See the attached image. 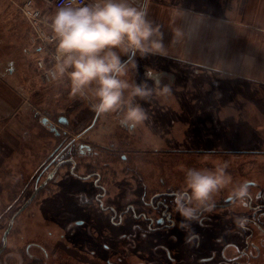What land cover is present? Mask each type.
Masks as SVG:
<instances>
[{
	"label": "rangeland",
	"instance_id": "obj_1",
	"mask_svg": "<svg viewBox=\"0 0 264 264\" xmlns=\"http://www.w3.org/2000/svg\"><path fill=\"white\" fill-rule=\"evenodd\" d=\"M0 11L3 12L0 13V85L14 92L9 95L14 100L13 105L9 102L6 105L0 97V112L4 114L3 120L0 121L1 244V236L10 215L32 193L41 161L57 144L55 135L58 133L61 137L75 136L78 133L76 125L79 124L78 130L88 126L96 114L91 110L88 99L73 97L70 94L66 80L63 84L41 82L31 59L24 52L27 46V32L21 16L7 3L2 4ZM136 60L138 68L130 73L132 80L137 83L145 81V73L152 70L161 74L162 82L169 84L172 91L166 98L156 97L147 103L138 101L145 108L148 119L137 127V133H133L137 139L131 142V145L134 148H152L155 147L154 143L161 148L207 149L216 152L204 153L206 155L200 157L179 155L180 159L174 160L160 155L159 158H137L134 154L130 155L125 163L129 171L126 172L124 180L121 177L112 186L111 196L115 205L119 204L124 194L127 193L126 201L137 194L141 188L139 178L140 182L149 184L150 180L145 178L152 172L164 177L169 169L172 170L175 175L181 176L179 186L183 188L184 170L187 168H214L222 160L227 161L230 167L231 164L235 165L234 163L244 160L243 157L236 158L227 154L224 152L226 149L247 150L254 140L252 149L264 150V141H261L264 140L262 95L258 96L260 100L256 101L254 111L248 113L246 101L249 98L235 95L234 92L228 93L226 88L229 86L212 90L211 87L207 90V97L200 95L199 86L212 85L213 80L209 75L207 78L199 77L190 73L193 72L192 68L172 65L153 57L137 56ZM9 69H12L11 74L8 73ZM147 83L151 85L153 81L148 80ZM188 83H191L190 90ZM0 89L3 88L0 86ZM219 90H223L222 95L215 94ZM206 102L219 106L229 103L231 106L223 112L209 110L206 114L198 109L200 104ZM188 104L193 107L187 106ZM188 108L191 112L186 111ZM59 117L67 118L68 128L58 121ZM172 118L173 124L169 121ZM183 118L188 121L183 123ZM113 119L118 120L116 114L98 116L97 120L102 122H98L91 129L88 133L90 138L100 145H107L109 136L115 135L120 124L110 123L106 124L109 127H105L104 121ZM186 122H190L192 127L186 126ZM139 136L142 137L141 143ZM246 140L249 141L248 144ZM257 141L260 143L256 144ZM115 167L119 170L120 165ZM156 167L157 171H152ZM234 173L235 171L229 173L233 183ZM83 182L85 181H72L68 191L75 192L85 188ZM228 191L229 189H225L219 194L225 196ZM82 192L77 191L81 194ZM42 194L36 192L21 214L15 218L6 237L5 249L0 254V263H8V258L12 259V263H26L29 259L23 249L31 245V255L43 264H166L169 256L178 262L177 264H221L223 243H220L218 234L212 230L196 231L197 237L180 247L182 239L188 233L179 229V219H176L177 226L168 232L156 231L143 236L138 227L140 223L133 218L124 215L114 222L107 220L100 213L95 214L96 205H92L93 210L91 207L86 210L85 223L75 226L73 221L60 216L58 209L54 211L57 208L55 205L44 206ZM87 194L88 192L83 195ZM219 194L215 197L216 201ZM70 212L76 213L74 206ZM215 215L211 214L212 217ZM213 226L219 225L214 221L211 224V227ZM76 228L79 229L75 230ZM232 228L231 224V228L226 229L230 231ZM172 236L176 237L175 240H172ZM42 248H45L47 255H44ZM176 248L180 249L175 250Z\"/></svg>",
	"mask_w": 264,
	"mask_h": 264
},
{
	"label": "flooded vegetation",
	"instance_id": "obj_2",
	"mask_svg": "<svg viewBox=\"0 0 264 264\" xmlns=\"http://www.w3.org/2000/svg\"><path fill=\"white\" fill-rule=\"evenodd\" d=\"M97 118L98 115L96 114L90 124L80 130H78L79 124H77L76 132L78 133L75 136L61 137L58 133H55L54 139L55 141L57 140V144L41 161L40 171L38 177L34 180L35 184L32 193L37 189V192H42V204L47 207L51 204L55 205V208H57L54 211L56 212L58 209V211H60V216L65 220L73 221L75 226L84 224V214H87L86 210L88 207H91V210H93L94 206L92 205H96L95 214L99 215L100 213L107 220L111 219L114 222L117 221V219L123 218L124 215L133 218L140 223V225L138 223V227L143 236H147L149 233H154L156 231L168 232L175 228L173 225L176 224V219H179V221L181 219L175 212L174 204L176 192L182 189L179 186L181 183L180 175H175L173 171L169 169L164 177L158 176L157 173H150V176L145 178L146 180H150L149 184L144 180L143 183L140 182L139 178L138 180L141 188L137 194L129 199V201H126L127 193L124 194L120 198L118 205H115L113 197L111 196L112 186L119 178L122 177V180H124L126 172L129 171L125 167V163L132 154L137 156V158L138 156L144 158L156 156V158H159L160 155V157L166 156L167 159L174 160L175 158L180 159V157H178L179 155L183 157L189 155L200 157L209 153L214 154L216 151L187 148L168 149L161 148L154 143L153 145L155 147L152 148H134L131 142L134 140L136 141L137 138L133 133H137L139 129L137 127L135 129H129L121 125H118V129L115 131L114 136H109L110 140L107 145H100L94 139L90 138L91 135H88L95 124H98V122L100 124L102 122L98 121ZM58 121L64 125L63 127H69L66 117H59ZM169 121L171 124L174 123L173 118L169 119ZM184 121H188V119L183 118V123ZM44 122L45 120H43V123ZM110 123L119 124L116 119L106 120L104 121L105 127H109L106 126V124L109 125ZM186 123V126L192 127L190 122ZM204 128L205 127H203V130ZM141 140L142 137L139 136V143H141ZM253 143L254 140L249 144L250 146L247 150H224L227 154H232V156L236 158L243 157L242 159H244L241 163H234L235 165L231 164L230 167L228 166L227 171L229 173L235 171L234 184L245 181L248 182L250 198L247 203L243 207H238L228 203L226 199L227 195L224 196L223 194H219L220 196L216 201L215 209L210 213L204 214L202 224L192 225L194 232H199L200 229H207L218 234V240L221 244L223 243L222 253L220 254L221 264H264V150L252 149ZM258 143H260V141L256 142V144ZM157 160L158 159H156V161ZM117 164L120 165L119 170L115 167ZM152 171L156 172L157 167L153 168ZM75 180L85 181L83 182V187L85 188L80 190L77 189V191L80 192L84 191L82 194L77 193V191H68V186ZM87 192V196L83 195ZM25 201L12 212L9 222L12 215L25 203ZM73 206L75 212L79 213V215L70 212ZM12 207L13 204L10 205V208ZM21 212L17 216H19ZM212 213L216 215L212 217ZM76 216L80 218L75 219ZM238 217L246 219L244 228L238 226ZM212 221H216L219 226L211 227ZM231 224L233 228L227 231V229L231 228ZM218 228L219 231H217ZM77 229L79 228L75 230ZM183 232L185 233V231ZM3 234L1 236L0 249L3 245ZM195 237H197V235L189 237L187 235L182 239L180 247L189 243L188 239L190 241ZM175 238V236H172V240H175ZM5 246L0 251V254L4 251ZM30 248L31 245H27L23 249L24 254H26L29 259L23 264H43L42 261H37V259L31 255L29 251ZM178 249L180 248H176L175 250ZM42 251L44 255H47L45 248H42ZM166 261V264L178 263L172 259L171 256H169ZM6 264L17 263H12V259L8 258V263Z\"/></svg>",
	"mask_w": 264,
	"mask_h": 264
},
{
	"label": "clouds",
	"instance_id": "obj_3",
	"mask_svg": "<svg viewBox=\"0 0 264 264\" xmlns=\"http://www.w3.org/2000/svg\"><path fill=\"white\" fill-rule=\"evenodd\" d=\"M149 3L150 0L73 2L57 9L48 23L50 40L56 48L55 63L45 70L49 81L63 84L66 80L73 97L88 99L98 116L116 114L119 124L129 129L148 119L138 101L166 98L172 91L169 84L162 82L161 74L152 70L139 83L130 77L138 68L137 56L167 55L163 34L148 17ZM175 35L181 37L182 33L177 31ZM227 168V161H222L214 168L184 170V187L176 192L174 204L181 218L178 227L188 237L196 236L192 225L202 224L204 214L215 209V197L221 191L229 189L226 199L238 207L250 198L248 182L234 184ZM237 224L244 228L246 219L238 217Z\"/></svg>",
	"mask_w": 264,
	"mask_h": 264
},
{
	"label": "crops",
	"instance_id": "obj_4",
	"mask_svg": "<svg viewBox=\"0 0 264 264\" xmlns=\"http://www.w3.org/2000/svg\"><path fill=\"white\" fill-rule=\"evenodd\" d=\"M148 17L159 26L167 48L166 56L148 57L192 68L190 73L199 77L209 75L212 85L199 86L200 95L207 97L211 87L212 90L229 86L227 92L248 97L247 111H254L256 101L260 100L258 96L264 97V0H150ZM177 31L182 33L181 37H176ZM8 73L11 74L9 70ZM0 86L3 103L13 105L14 100L9 96L13 91ZM190 86L188 83L189 90ZM222 91L215 94L222 95ZM229 106V103L219 106L206 102L198 109L207 114L209 110L223 112ZM186 111L191 112L190 108ZM3 118L0 112V121Z\"/></svg>",
	"mask_w": 264,
	"mask_h": 264
},
{
	"label": "built area",
	"instance_id": "obj_5",
	"mask_svg": "<svg viewBox=\"0 0 264 264\" xmlns=\"http://www.w3.org/2000/svg\"><path fill=\"white\" fill-rule=\"evenodd\" d=\"M36 2H39L38 4ZM80 4L85 0H0L15 8L28 29L25 54L33 62L38 78L44 84L52 83L45 74V70L55 63L56 48L51 42V32L48 28L54 11L69 3Z\"/></svg>",
	"mask_w": 264,
	"mask_h": 264
},
{
	"label": "water",
	"instance_id": "obj_6",
	"mask_svg": "<svg viewBox=\"0 0 264 264\" xmlns=\"http://www.w3.org/2000/svg\"><path fill=\"white\" fill-rule=\"evenodd\" d=\"M9 72H12V69H9ZM62 120H64L63 118H61ZM38 190V189H37ZM37 190H35L31 196L25 201V203L12 215L11 219H10V222L8 224V227L6 228V230L4 231V234H3V245L0 249V251L2 250V248H4L5 246V241H6V234L8 233V231L10 230L11 226H12V223H13V220L14 218L28 205V203L32 200V198L34 197L35 193L37 192Z\"/></svg>",
	"mask_w": 264,
	"mask_h": 264
},
{
	"label": "trees",
	"instance_id": "obj_7",
	"mask_svg": "<svg viewBox=\"0 0 264 264\" xmlns=\"http://www.w3.org/2000/svg\"><path fill=\"white\" fill-rule=\"evenodd\" d=\"M36 1H38V0H36ZM37 4L39 3V2H36ZM32 63V65H33V62H31Z\"/></svg>",
	"mask_w": 264,
	"mask_h": 264
}]
</instances>
